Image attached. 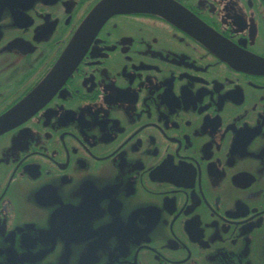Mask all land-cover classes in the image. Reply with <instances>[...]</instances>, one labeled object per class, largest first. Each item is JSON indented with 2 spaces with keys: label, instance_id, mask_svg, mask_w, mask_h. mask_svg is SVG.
<instances>
[{
  "label": "flooded vegetation",
  "instance_id": "flooded-vegetation-1",
  "mask_svg": "<svg viewBox=\"0 0 264 264\" xmlns=\"http://www.w3.org/2000/svg\"><path fill=\"white\" fill-rule=\"evenodd\" d=\"M102 1L0 0V120ZM172 1L264 61V0ZM0 264H264V73L153 14L111 16L0 128Z\"/></svg>",
  "mask_w": 264,
  "mask_h": 264
},
{
  "label": "water",
  "instance_id": "water-1",
  "mask_svg": "<svg viewBox=\"0 0 264 264\" xmlns=\"http://www.w3.org/2000/svg\"><path fill=\"white\" fill-rule=\"evenodd\" d=\"M127 13H150L160 17L196 39L233 68L253 73H264V61L248 58L238 59L234 56L236 52L232 46L209 31L194 16L171 0H103L76 29L50 74L0 120V128L19 124L45 105L57 90L58 85H61L70 75L74 65L81 58L88 39H91L101 24L112 15ZM70 62H72L71 65ZM55 79L59 82H56ZM81 263L83 262L81 261Z\"/></svg>",
  "mask_w": 264,
  "mask_h": 264
}]
</instances>
